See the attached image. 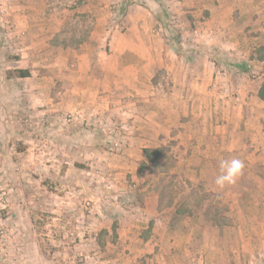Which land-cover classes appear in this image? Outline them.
Segmentation results:
<instances>
[{
  "label": "rangeland",
  "instance_id": "obj_1",
  "mask_svg": "<svg viewBox=\"0 0 264 264\" xmlns=\"http://www.w3.org/2000/svg\"><path fill=\"white\" fill-rule=\"evenodd\" d=\"M167 1L169 9L180 2ZM9 3L14 10L17 1ZM35 3L57 15L56 36L46 17L31 21L27 37L19 21L0 20V264H264V116L256 118L264 81L252 139L238 133L242 91L262 80L264 53L254 50V63L241 67L242 60L224 66L217 52L205 107L195 96L165 98L172 85L164 81L162 100L103 91L66 103L69 79L78 86L99 73H92L98 53L88 49L110 55V30L122 19L113 10L122 2L110 9L88 0H26ZM105 9L113 15L99 19ZM162 13L175 53L191 61L193 46ZM26 39L36 52L23 47ZM65 43L92 45L67 51ZM23 68L28 77L14 76ZM41 75L48 79L39 86ZM46 96L61 102L59 115H50ZM203 108L196 117L213 120L194 121ZM232 109L239 120L225 130ZM233 157L244 162L242 174L218 188L219 162Z\"/></svg>",
  "mask_w": 264,
  "mask_h": 264
},
{
  "label": "crops",
  "instance_id": "obj_2",
  "mask_svg": "<svg viewBox=\"0 0 264 264\" xmlns=\"http://www.w3.org/2000/svg\"><path fill=\"white\" fill-rule=\"evenodd\" d=\"M16 1L15 9L10 11L9 0H0L1 21H19L22 23L19 29L23 30L24 37H27L32 30L30 29L31 21L45 20L46 17L50 22L55 23L50 27L49 32L52 28L50 37L57 35L55 32L60 30L55 27L58 24L57 15L42 13L37 8V3L32 7V4L26 5V0ZM114 1L122 2L120 7L122 12L114 9ZM161 1L164 4L159 5L155 0H141L134 3L130 0H88L91 6L106 7L110 5V9H114L113 14L122 19L118 22L119 25L117 22L114 23L110 30L112 51L108 56L103 51L97 50V47L95 50L88 49L92 44L78 43L71 48L67 47L69 43L64 44L67 51H76L78 46L80 49L84 45L83 50L97 52L98 55L93 65L95 70L92 73H96V68H99L98 74L83 76L78 86L73 84L75 80L69 79L70 86L66 83L63 87L65 88L64 93H61L62 96H65L66 103L69 99H72V103L83 101L87 95L103 91L109 95L119 93L121 94L119 96H128L129 94L138 98L139 101L147 102L148 99L156 101L158 95L161 94L162 97L164 93L160 88L164 81L165 84L172 85L171 92L170 89L165 91V98H172L178 93L175 97L183 102L188 97L195 96L194 98L205 107L209 101L206 98V91L209 90V86L213 85L216 78L215 68L219 66V61L217 65L213 62V56L217 52L222 56L224 66H238L236 63L242 60L241 67L254 63L256 60V57L253 56L254 50L264 53V0H176L180 2L170 9L165 5L166 2L169 5L167 0ZM164 10L167 14L169 13L171 22L177 21L175 26L181 28L182 36L183 34L186 36L187 40L183 44L193 46L191 61L175 53L174 44L167 35V32H170L169 18L166 20L167 16H165L166 25L160 21ZM113 14L107 9L98 12L99 19H104L105 16L109 18ZM171 22L169 20V24ZM98 28V30H105L104 23H98ZM94 33L97 35L96 31ZM50 40L52 41L48 44L58 47L55 39ZM203 40L208 41V45H204ZM201 42L203 45H200ZM22 45L27 52H36L39 48H34L37 43L29 39H26ZM61 51L64 50L61 49ZM236 57V61H229ZM97 61L100 62V65H97ZM61 68L59 70H63ZM262 70L259 77L262 80L258 85L242 91L246 103L243 105L244 110L241 109L238 133H241V137L242 135L246 137V140L252 139L248 134L254 133V121H250L253 117L252 112H255V106L260 107L255 99H259L258 91L264 81V69ZM49 78L58 82L57 75L49 74ZM37 79L40 82L37 84L40 86L41 81H47L48 77L41 75ZM47 97H45V101L49 103L47 107L50 115H59L62 109L61 102L57 98ZM203 110L204 112H193L194 121L198 120L202 123L208 118V120H213V116L196 117L197 113L205 115L207 110L204 108ZM230 114L224 117L225 130H228L229 124L239 120L233 109ZM257 116L256 118L259 116L263 118L264 111L260 110ZM200 118L203 121L199 120ZM163 123H168V117L163 120ZM204 147L208 148L209 146L204 145Z\"/></svg>",
  "mask_w": 264,
  "mask_h": 264
},
{
  "label": "clouds",
  "instance_id": "obj_3",
  "mask_svg": "<svg viewBox=\"0 0 264 264\" xmlns=\"http://www.w3.org/2000/svg\"><path fill=\"white\" fill-rule=\"evenodd\" d=\"M244 166V162L237 157L222 159L219 162V174L215 178V185L222 189L226 185L234 184L242 174Z\"/></svg>",
  "mask_w": 264,
  "mask_h": 264
},
{
  "label": "trees",
  "instance_id": "obj_4",
  "mask_svg": "<svg viewBox=\"0 0 264 264\" xmlns=\"http://www.w3.org/2000/svg\"><path fill=\"white\" fill-rule=\"evenodd\" d=\"M120 12H121V10H120ZM30 75V72L27 70V69H18L15 73H14V76H18V77H27V76H29ZM264 94H263V91L262 90H260V93H259V97L261 98V99H264ZM196 213V212H195ZM198 214V213H197ZM203 214H205L204 212H203ZM201 219V218H200Z\"/></svg>",
  "mask_w": 264,
  "mask_h": 264
}]
</instances>
